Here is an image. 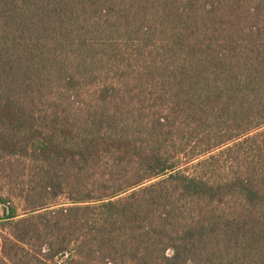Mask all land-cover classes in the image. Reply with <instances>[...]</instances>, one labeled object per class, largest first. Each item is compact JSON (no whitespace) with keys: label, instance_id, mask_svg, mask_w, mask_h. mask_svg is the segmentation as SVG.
<instances>
[{"label":"trees","instance_id":"obj_1","mask_svg":"<svg viewBox=\"0 0 264 264\" xmlns=\"http://www.w3.org/2000/svg\"><path fill=\"white\" fill-rule=\"evenodd\" d=\"M0 229V264H264V0H0Z\"/></svg>","mask_w":264,"mask_h":264},{"label":"rangeland","instance_id":"obj_2","mask_svg":"<svg viewBox=\"0 0 264 264\" xmlns=\"http://www.w3.org/2000/svg\"><path fill=\"white\" fill-rule=\"evenodd\" d=\"M61 202H65V199H62ZM0 235H1V229H0Z\"/></svg>","mask_w":264,"mask_h":264}]
</instances>
